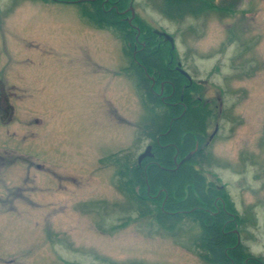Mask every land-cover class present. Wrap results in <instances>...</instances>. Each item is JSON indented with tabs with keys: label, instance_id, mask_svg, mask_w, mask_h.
Masks as SVG:
<instances>
[{
	"label": "rangeland",
	"instance_id": "rangeland-1",
	"mask_svg": "<svg viewBox=\"0 0 264 264\" xmlns=\"http://www.w3.org/2000/svg\"><path fill=\"white\" fill-rule=\"evenodd\" d=\"M121 5L137 40L130 57L122 37L91 24L81 5L0 0V80L16 86L21 117L13 122L23 124L21 144L0 136V146L44 167L26 174L23 160L1 173L0 264H208L194 251L195 217L166 230L132 197L143 193L134 168L148 157L137 158L146 147L153 156L158 143L145 130L151 115L130 68L143 30L196 85L205 126L194 150L215 133L207 159L193 166L223 188L213 212L226 215L241 254L264 264V0L217 1L182 21L164 17V0ZM162 84L153 78L157 93ZM16 186L22 197L5 190Z\"/></svg>",
	"mask_w": 264,
	"mask_h": 264
},
{
	"label": "trees",
	"instance_id": "trees-1",
	"mask_svg": "<svg viewBox=\"0 0 264 264\" xmlns=\"http://www.w3.org/2000/svg\"><path fill=\"white\" fill-rule=\"evenodd\" d=\"M42 1L61 3L75 1L82 6V16L89 19L97 28L111 29L121 36L126 43V56L133 55V47L137 40L130 31L127 14L121 9L123 0ZM200 1L164 0V17L170 21H182L188 16L198 17L215 8L211 2ZM142 34L145 47H140V52H137L135 62L130 68L134 69L137 92L151 115L145 130H149L151 138L158 139V143L156 141L154 143V155L147 158L142 167L134 168L133 174L137 176L135 182L140 185L143 193L139 195L135 192L132 197L140 207H143L142 214L155 212V221L166 230L173 229L182 219L195 217L194 221L199 222L201 234L194 251L204 262L259 264L257 260H249L241 254V245H237L236 235L230 234L227 230L226 215L222 211L220 214L215 212L217 215L213 212L216 208L214 200L219 197L218 193L224 192L223 188L221 187V191L218 192L212 185L205 184L203 175L193 166L197 159H207V152L204 149L210 144L208 138L200 150H194L195 141L202 142L205 126L201 104L193 100L196 85L192 83L188 86V80L168 66L170 51L167 52L165 44L153 43L144 30ZM151 75L163 83L162 94L154 90ZM192 151L194 153L190 159L178 165L176 159L181 160ZM130 186L132 185L126 187L128 192L131 191ZM226 203L231 210V202L227 199ZM234 216L238 221L241 219L236 214Z\"/></svg>",
	"mask_w": 264,
	"mask_h": 264
},
{
	"label": "flooded vegetation",
	"instance_id": "flooded-vegetation-1",
	"mask_svg": "<svg viewBox=\"0 0 264 264\" xmlns=\"http://www.w3.org/2000/svg\"><path fill=\"white\" fill-rule=\"evenodd\" d=\"M200 1V0H197ZM202 1H208L211 2L212 4L217 3V1L219 3H225L228 0H202ZM200 1V2H202ZM233 1V0H232ZM54 2V1H52ZM55 3H61V2H55ZM67 4V3H66ZM130 16H134V15H130ZM192 85V81L191 83L188 82V86ZM4 86L0 80V136H6L9 137L11 140H13L15 142V145L17 146V144H21L22 142V128H23V124L20 121V123H18V127L15 126L18 121V116L19 118L21 117L20 113L18 112L19 110V105L20 102L18 101L17 103L15 102L16 99H19V95L17 94V92H13L14 89H16L15 85H11L9 87ZM24 95V94H23ZM26 95V94H25ZM31 98V95H28L26 97ZM33 97V96H32ZM198 99V98H197ZM22 100V99H21ZM201 101V100H200ZM15 103V105L13 104ZM17 105V107H16ZM14 118L17 119V121H14ZM36 124H40V121L37 120L35 121ZM32 125L33 122L30 120H27V128L32 129ZM33 130V129H32ZM7 146L5 147L4 145L0 146V177H2V172L5 169H8L12 166L17 165L18 163H21L23 160H28L27 162V167L28 170L26 172V174H29L31 170H33L34 172H36L37 169H44L43 166H40L38 164H36V162H34L35 160L33 158H22L17 150H14L12 148H7L8 150H6ZM36 165V166H35ZM3 179H1V183L5 181L6 175L4 174V177H2ZM28 177H26L25 182H27ZM4 186L6 185L5 182L3 184ZM22 186H16L14 191H11L10 189H5L6 192L8 191L10 196H13L14 198H17L20 194V197H22L23 195V190H21ZM15 192V193H13ZM9 207L12 209V205H9ZM12 261V260H11Z\"/></svg>",
	"mask_w": 264,
	"mask_h": 264
},
{
	"label": "water",
	"instance_id": "water-1",
	"mask_svg": "<svg viewBox=\"0 0 264 264\" xmlns=\"http://www.w3.org/2000/svg\"><path fill=\"white\" fill-rule=\"evenodd\" d=\"M154 33L157 34V35L160 36V37H164V39H165L166 41H168V43L170 44L171 49L174 48V40H173V38H172L170 35H168V34H166V33H164V32H163V33L158 32V31H156V30L154 31ZM179 68H180V67H178L177 69H178V71L180 72V74L183 75V76L188 80L189 83H191V78H190V76H189L185 71H183L182 69H179ZM150 150H151L150 147H147V148H146L145 152L142 153V154L138 157V163H140L141 160L144 159L145 157H150V156H152L151 153H150ZM186 159H188V158H186ZM186 159H185V160H186ZM185 160H184V161H185ZM238 239H239V238H238Z\"/></svg>",
	"mask_w": 264,
	"mask_h": 264
},
{
	"label": "bare ground",
	"instance_id": "bare-ground-1",
	"mask_svg": "<svg viewBox=\"0 0 264 264\" xmlns=\"http://www.w3.org/2000/svg\"><path fill=\"white\" fill-rule=\"evenodd\" d=\"M72 3H76V2L74 1V2H72ZM67 4H71V3H67ZM130 8H131V5H130ZM131 14L133 15V11L131 12ZM170 36H171V35H170ZM171 37H172V36H171ZM172 38H173V37H172ZM173 40H174V38H173ZM179 66H180V63H178V67H179ZM146 148H147V147H146ZM150 148H151V147H150ZM145 150H146V149H145ZM151 150H152V149H151ZM144 152H145V151H144ZM144 152H143V153H144ZM193 153H194V151H192L191 153H189V154H187L185 157H183V158L178 162V163H179L178 165H180V164H182V163L188 161V160L190 159V157L193 155ZM141 154H142V153H141ZM141 154H140V155H141ZM140 155H139V156H140ZM151 155H152V154H151ZM139 156H138V157H139ZM151 157H152V156H150V157H148V158H151ZM145 158H147V157H145ZM145 158H144V159H145ZM186 158H188V159H186ZM185 159H186V160H185ZM142 160H143V159H142ZM142 160H141V161H142ZM184 160H185V161H184ZM137 161H138V158H137Z\"/></svg>",
	"mask_w": 264,
	"mask_h": 264
}]
</instances>
